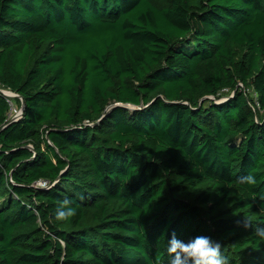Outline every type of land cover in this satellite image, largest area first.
<instances>
[{"label": "trees", "instance_id": "1", "mask_svg": "<svg viewBox=\"0 0 264 264\" xmlns=\"http://www.w3.org/2000/svg\"><path fill=\"white\" fill-rule=\"evenodd\" d=\"M0 86V264H264V0H0Z\"/></svg>", "mask_w": 264, "mask_h": 264}, {"label": "clouds", "instance_id": "2", "mask_svg": "<svg viewBox=\"0 0 264 264\" xmlns=\"http://www.w3.org/2000/svg\"><path fill=\"white\" fill-rule=\"evenodd\" d=\"M239 183L248 186L249 189L240 190V196L247 197L251 194L253 198L264 200V192L256 191V188L261 184L256 175L249 173L241 176ZM76 215L77 209L70 206V201L64 200L57 207L55 221L66 222ZM244 226L252 228L259 244H264V224L254 225L246 217ZM222 249L221 241L210 235H197L185 240L173 232L170 239L166 238L167 264H233V258Z\"/></svg>", "mask_w": 264, "mask_h": 264}, {"label": "built area", "instance_id": "3", "mask_svg": "<svg viewBox=\"0 0 264 264\" xmlns=\"http://www.w3.org/2000/svg\"><path fill=\"white\" fill-rule=\"evenodd\" d=\"M5 90H9V89H6V88L0 86V92L3 93L4 95H6V96L9 97V98H12V97H10V95L7 94V93L14 94V92H13V91H10V90H9V91H5ZM15 96L19 97L18 94H16V93H15ZM9 102H10L11 105H12V103H13L12 100L9 99ZM21 112H22V109H21V111L18 112V114H17L16 116H13V118H18L19 115L21 114ZM47 184H48V182L45 181V180H43V181H39V182L37 183L38 186H42V187H45Z\"/></svg>", "mask_w": 264, "mask_h": 264}, {"label": "rangeland", "instance_id": "4", "mask_svg": "<svg viewBox=\"0 0 264 264\" xmlns=\"http://www.w3.org/2000/svg\"><path fill=\"white\" fill-rule=\"evenodd\" d=\"M5 91H9V90H5ZM7 94H9L10 95V97H12V98H15V97H17V96H15V93L14 94H11V93H7ZM21 100V99H20ZM21 104H23V100H21ZM130 106H132V107H134V108H136L135 106H133V105H130ZM21 109H22V107H21V105H20V103L18 102H16V104L15 103H12V111H11V116H16L17 114H18V112L19 111H21ZM132 109V108H131Z\"/></svg>", "mask_w": 264, "mask_h": 264}, {"label": "water", "instance_id": "5", "mask_svg": "<svg viewBox=\"0 0 264 264\" xmlns=\"http://www.w3.org/2000/svg\"><path fill=\"white\" fill-rule=\"evenodd\" d=\"M115 105H117V106H123V107H127V108H129V109H136V108H134V107H132V106H130V105H127V104H121V103H117V104H115ZM111 108H109L108 110H110ZM103 118V117H102Z\"/></svg>", "mask_w": 264, "mask_h": 264}]
</instances>
